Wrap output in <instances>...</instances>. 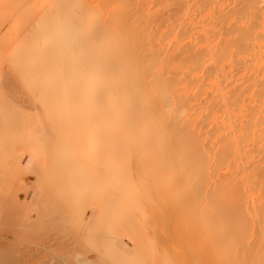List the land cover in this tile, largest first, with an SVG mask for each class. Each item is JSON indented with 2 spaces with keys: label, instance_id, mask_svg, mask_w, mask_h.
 I'll return each instance as SVG.
<instances>
[{
  "label": "bare ground",
  "instance_id": "obj_1",
  "mask_svg": "<svg viewBox=\"0 0 264 264\" xmlns=\"http://www.w3.org/2000/svg\"><path fill=\"white\" fill-rule=\"evenodd\" d=\"M43 170L74 191L67 211L58 187L71 222L54 210L77 221L71 263L264 264V0H0V186L18 181L0 206L17 229L53 213L56 185L39 199L20 177Z\"/></svg>",
  "mask_w": 264,
  "mask_h": 264
},
{
  "label": "rangeland",
  "instance_id": "obj_2",
  "mask_svg": "<svg viewBox=\"0 0 264 264\" xmlns=\"http://www.w3.org/2000/svg\"><path fill=\"white\" fill-rule=\"evenodd\" d=\"M44 162H45V163H44ZM44 162H43V161H42V163L39 162V163L42 164V165H40V164H38V165H40V166L46 165V166H47L48 161H44ZM33 163H34V162H32V166H34V164L37 165L36 163H34V164H33ZM43 163H44V164H43ZM30 165H31V164H30ZM48 165H50V164H48ZM32 166H31V167H32ZM34 167H35V166H34ZM36 167H39V166H36ZM49 167H50V166H49ZM25 171H26V170H25ZM25 171H24V173H27V175H26V174H24V175L22 174L20 177H22L23 180L26 181V182H25L26 184L28 183L27 186H29V184H30L31 186L33 185L34 187H36V186L40 187V188L38 189V191L36 190V188H38V187L35 188V191L38 192V193L40 192L39 190H41V189L44 190L45 192H47V190H49V189H48V188H47V189H44V188H45V184L48 185V182H49L50 184L48 185V187H49V186L52 187V188H50V189H52V191H54V187H53V186L56 185V186H55V187H56V188H55V191L58 190L56 193H59V194H58L59 197H58V196H57V197H54V195H56V194H54V192L51 191L54 195H53L52 193H49V194L53 195L54 199H53L52 196H51L52 199H50L51 197H49L50 200L48 199V200H49L48 203H46V202L44 201L45 199L42 200V201L45 202V204H47V205L49 204V205H48L49 208H48V206H47V205H44V203H42L40 200L37 199V200H36L37 202L35 201V198H39V197H40V193H39V194H38V193L36 194V195H38L37 197H36V195H35L34 201H33L32 205H31L32 209L34 210V209H37V208H39V209H42V208H43L41 211H44V210H45V209H44V206H45V208H46V206H47V211L49 212V209H50V206H51V207L53 208V210H52V211L50 210V211L53 212V213L50 214L51 216L48 215V216L50 217V219H51V221H50V219H48L49 217H47V215H46V214H47V211H46V213H44V212L42 213V212H41L42 215H43V214L46 215V216L43 215L44 217H42V218L40 217L41 219H44V221H43V222L41 223V225H40V222H39V221H40L41 219H39V220H38V219H37V220L35 219V221H38V222H39V225L33 226L32 228L29 227V230H26L25 228H22V230H21V227H19V229H20V231H19V229L16 228V227H17V224H15V223H18V222L20 223V219H21V218L16 219V216H15L14 218L12 217L13 215H15V213H13V212H15V211H13V207H12L11 204H9V206H7L8 204H7L6 206H5V205H4V206H3V205L0 206V209H3V210H0V213L3 212V213H2L3 215L1 214V216H0V231H5V230L7 231L8 229H10L11 224H12V226H13V225H14V226L16 225V226H15L16 231L14 232L15 235H14V233H12L13 236L7 238V240H10V241H7V240H6V241H4V240L2 241V240H0V253L2 252V253H1V256H0V257H1V260H2V256H3L4 254H5V256H7V254H9L8 257H10V256L12 255V258H14L13 255H16V254H17V255L20 254V256H21V255H25V254H27L26 257H28V256H31V257L26 258V257L24 256V258L28 259L29 261L26 260V259H20V258H19L20 260H18V261H21V262H18V264H22L23 261H24V262H23L24 264H27V263H29V264H37V263H38V260H37V259L40 260L39 262H42V261H43V263H41V264H44V262H45V263L47 262V264H49L50 261H51L52 264H55V263L58 264L59 260H56L57 258H60V261H61L60 263H61V264H62V263H63V264H64V263L67 264L68 262H69L68 264H75V263H73V261H72V263H71V261L68 260V258H66L67 256L64 255V253H66V252L68 251V250H67L68 247H66V251H65V252H63V251L61 250V247H62L63 250H65L64 244L67 243L66 240L70 241L71 238H69V237H72L73 234H76V233H74V232H73V234H70V233H69V235H70L69 237H68V234H66V233H68L69 231H71V233H72V231H74V225H75L76 222H77V221H76V218H75V216H73V217H74L73 222H72L73 224H72V226H71L70 228L67 226L65 220H64V221H65V224H66V225L63 224V220H57V219H58L57 217H59V216L61 215V214L59 215V212H60V213L63 212V213H62V217L60 216L61 219H62V218L64 219V215H66L65 217H66L67 222H68V218H69V221H70V222L72 221V220H71V217H67V215H68L67 211H70V210H69L70 207H72V208L75 207L74 204L72 203V202H73V201H72V200H73V199H72L73 197H71V196L74 195V194L72 195V193H73L74 191L72 192V191L69 190V189L61 188V186L63 185L62 181H60L59 177H58V178L55 177V179H54V175H53L50 171H48V170H47V171H48L47 173L44 172V171H46V170H43L44 173H42V174H45V175H42V176H41L40 173H38V172H42V170H38V172H35V173L37 174V176H36V180H35L34 172L32 173L31 171H30V172H29V171L25 172ZM49 172H50V173H49ZM30 173H31V174H30ZM39 174H40V177H39ZM33 175H34V176H33ZM47 175H48V176H47ZM7 176H8V177L5 176V180L7 179V180L5 181L6 183L3 182V184H2V185H4L3 188H1L2 186H0V189H1V190L3 189V191L0 190V192H2L3 195L6 194V193H7V192L13 187V185L15 186L16 182H18V181H16V178H17L16 176H13V177H15L14 180H13V178H11V176H9V175H7ZM20 177H19V178H20ZM37 177H39L40 179H38ZM42 177H43V179H42ZM45 177H47V179H46ZM48 177L50 178V180L48 179ZM28 179H29V180H28ZM37 179H38L39 181H38ZM44 179H45V180H44ZM51 179H52V180H51ZM57 179H58V180H57ZM11 180H12L13 182H12ZM17 180H18V179H17ZM47 180H49V181H47ZM54 180H55V181H54ZM43 181H44V182H43ZM51 181H53L54 183L51 182ZM58 182H61V183L58 184ZM44 183H45V184H44ZM51 183H53V184H51ZM56 183H57V184H56ZM61 184H62V185H61ZM57 185H58V186H57ZM31 186H29V188H30ZM135 186H137V185H135ZM46 187H47V186H46ZM58 187H59V189H61L62 191H63V189H65V191H63V193H64V192L68 193V192L71 191V193H68V194H65V193H64V196L67 195V196H66L67 198H68V196H70V197L68 198L70 201H69L68 199L65 200L66 197H64L65 199L62 197V196H63V193H62V191H61V193H60V190L58 189ZM63 187H64V186H63ZM32 188H33V187H32ZM32 188H31V189H32ZM138 188H139V187H135L136 190H137ZM12 189H13V188H12ZM56 189H57V190H56ZM32 190H33V189H32ZM42 190H41V191H42ZM67 190H69V191L67 192ZM35 191H34V192H35ZM21 192H22V193H21ZM48 192H49V191H48ZM23 194H24L23 191H20V195H19V196L23 197ZM49 194H47L46 197H48ZM60 194H61L62 196H61ZM46 197H45V198H46ZM144 197L146 198L145 200H148V198H149V200L147 201L148 203L146 202L145 205L143 204V206H144V210H145V214H146V216L148 215V217H150L151 220L154 221V219H153V218H155L154 216H155L156 214H158V213H159V214H160V213L162 214V213H163V210H159V209H158L157 207H155V206H153V209H152V204H150V202H151L150 197H149L148 195H147V196H144ZM60 198H61V201L65 200V202H66V201H67V202L69 201L70 203H72L71 206H70V203L68 202L69 205L66 207V208H68V209L65 208V209L67 210L66 212H64V211L61 210V208L65 205V202H64V201H63L64 203L62 202V203H63V206H61L60 209L57 207V203H59V201H60L59 199H60ZM62 198H63V199H62ZM70 198H71L72 200H71ZM39 199H40V198H39ZM57 199H58V200H57ZM3 201H4V198H3ZM39 201H40V202H39ZM50 202H51V203H50ZM67 202H66V203H67ZM34 203H35V205H34ZM36 203H37V204H36ZM60 203H61V202H60ZM68 203H67V204H68ZM161 203H162V202H161ZM53 204H54V205H53ZM146 204H147V205H146ZM148 204H149V205H148ZM162 204H164V203H162ZM43 205H44V206H43ZM72 205H73L74 207H73ZM41 206H42V207H41ZM148 206H149V207H148ZM59 207H60V206H59ZM11 208H12V209H11ZM57 208H58V210H57ZM72 208H71V209H72ZM4 209H5V210H4ZM9 209H10V210H9ZM55 209L57 210V211H55V212H58V211L60 210V211L57 213V215H59V216H55V214H56V213L54 212ZM147 209H149V210H147ZM11 210H12V212H11ZM152 210H153V212H152ZM1 211H2V212H1ZM9 211H10V212H9ZM34 211H36V210H34ZM34 211H33V212H34ZM149 211H150V212H149ZM154 211H155V212H154ZM158 211H160V212H158ZM161 211H162V212H161ZM6 212H7V213H6ZM8 213H9V214H8ZM10 213L12 214V216H11ZM54 213H55V214H54ZM64 213H67V214H64ZM152 213H153V214H152ZM7 214H8L11 218H10ZM33 214H34V213H33ZM48 214H49V213H48ZM53 214H54V215H53ZM150 214H151L152 216H151ZM4 215H7V216H5V218H4ZM52 215L55 216V218H54ZM158 216H159V215H158ZM45 217H47L46 220H45ZM156 217H157V215H156ZM8 218L11 219V222H12V220H13L15 223H13V222H12V223H9V222H10V221H9L10 219H8ZM52 218H53V220H52ZM14 219H15V220H14ZM59 219H60V218H59ZM5 220H6V221H5ZM47 220H49V221H47ZM17 221H18V222H17ZM35 221H34V222H35ZM59 221H60V222H59ZM61 221H62V222H61ZM153 221H152V222H153ZM57 222H58V223H57ZM158 223H159V222H158ZM158 223H157V224H158ZM35 224H37V223H35ZM43 224H44V225H43ZM51 224H53V225H51ZM69 224H71V223H69ZM160 224H161V222H160ZM160 224L157 225L156 230L152 228V230L157 231V232H155V231H153V232H154L156 235L159 234L158 237H160L162 243H164V244H169V247H171L172 249L177 248V246H176L177 243H176V242H172V241L170 242V240L166 242V240H165V237H166L165 234L167 233V230H168V228H169L168 224H166V223H164V225H163V224L160 225ZM9 225H10V226H9ZM32 225H33V224H32ZM32 225H30V226H32ZM50 225H51V226H50ZM14 226H13V227H14ZM52 226H54V229L51 228ZM59 226H60V227H59ZM66 226H67V228L69 229L68 232L66 231ZM165 226H167V227L165 228ZM8 227H9V228H8ZM40 227H41V228H40ZM44 227H45V228H44ZM153 227H154V226H153ZM161 227H162V228H161ZM7 228H8V229H7ZM47 228H48V230H47ZM49 228H50V229H49ZM24 229H25V230H24ZM31 229H34V230H31ZM35 229H36V230H35ZM37 229H38V230H37ZM52 229H53V230H52ZM56 229H58L59 231H57ZM61 229H62V230H61ZM68 229H67V230H68ZM70 229H71V230H70ZM43 230H44V231H43ZM64 230H65L66 232H65ZM152 230H151V231H152ZM164 230H165V231H164ZM31 231H33V233H31ZM36 231H38V232H36ZM51 231H52V232H51ZM54 231H55V232H54ZM17 232H18V233H17ZM25 232H26V234H25ZM44 232H45V233H44ZM46 232H47V233H46ZM56 232H57V233H56ZM63 232H65V233H63ZM164 232H165V233H164ZM0 233H1V232H0ZM27 233H29V234L27 235ZM53 233H54V234H53ZM160 233H161V234H160ZM37 234H38V236H37ZM48 234H49V236H48ZM50 234H51V235L53 234V235L51 236ZM64 234H65L66 236H64ZM31 235H32V236H31ZM35 235H36V236H35ZM41 235H42V236H41ZM46 235H47V236H46ZM59 235H60V236H63V238H62V237H58ZM24 236H26V237H24ZM28 236H29V237H28ZM40 236L43 237L44 242H42V238H41ZM44 236L47 237V238H45ZM54 236H56V237H54ZM161 236H162V237H161ZM163 236H164V237H163ZM39 237H40V239H39ZM49 237H50V238H49ZM53 237H54V238H53ZM64 237H65V238H64ZM74 237H76V238H74V239H75V240H74L73 237H72V239L74 240V241L72 240L73 242H75V241H77V240H78L79 242H81V241H80V238L77 237V234H76V236H74ZM1 238L3 239L4 237H1V235H0V239H1ZM11 238H12V240H11ZM16 238H17V239H16ZM25 238H26V239H25ZM31 238H32V239H31ZM44 238H45V239H44ZM55 238H57V239L55 240ZM78 238H79V239H78ZM163 238H164V239H163ZM34 239H35V240H34ZM46 239H47V240H46ZM58 239H60V242H61V243L58 242V241H59ZM64 239H66V240L64 241ZM69 239H70V240H69ZM24 240H25V241H24ZM28 240H30V241H28ZM39 240H40L41 242H39ZM49 240H50V241H49ZM61 240H62V241H61ZM162 240H163V241H162ZM35 241H36V242H35ZM52 241H54V242H52ZM55 241H56V242H55ZM72 241H70V242L72 243ZM78 241H77V243H78V245H79L80 243H79ZM2 242H3V244H2ZM22 242H24L26 245L29 244L32 248L30 249V248H29V247H30L29 245L26 246V245L23 244ZM26 242H27V243H26ZM45 242H46L47 244H46ZM57 242H58V243H57ZM63 242H64V243H63ZM70 242H68L70 245L67 244V246H71V243H70ZM169 242H170V243H169ZM8 243H9L10 245H8ZM16 243H17V244H20V245H18V248H17V244H16ZM37 243H38V244H37ZM39 243L41 244L40 246H38ZM49 243H50V244L52 243V244H51V247L49 246ZM62 243H63V244H62ZM75 243H76V242H75ZM172 243H173V245H175V247L172 245ZM43 244H45V246H43ZM54 244H56V245H54ZM61 244H62V245H61ZM170 244H171V245H170ZM23 245H24V247H23ZM47 245H48V246H47ZM57 245H58V246H57ZM72 245H73V243H72ZM9 246H10V247H9ZM19 246H20L21 248H20ZM28 246H29V247H28ZM42 246H43V247H42ZM54 246H55V249H56V252H57V253H55ZM59 246H61V247H59ZM65 246H66V245H65ZM163 246L166 247V245H163ZM167 246H168V245H167ZM172 246H173L174 248H173ZM7 247H8V248H7ZM11 247H12V249H11ZM25 247H26V250H27V251L24 249ZM27 247H28L29 249H28ZM33 247H34V248H33ZM39 247H40L41 250L39 249ZM13 248H15V249H13ZM51 248H52V249H51ZM69 248H70V247H69ZM167 248H168V247H167ZM1 249H2V250H1ZM16 249H17V250H16ZM21 249H23L24 251L21 250ZM43 249H44V251H43ZM46 249H47V251L50 250L49 253H50L51 255H50L49 253H48L49 255L47 254ZM100 249H101V251H103V250H105L106 248H105V247H103V248L100 247ZM100 249H98V250H96V251L99 252ZM102 249H103V250H102ZM178 249H179V248H178ZM180 249H181V248H180ZM180 249H179V250H180ZM33 250H34V251H33ZM35 250H37V251L35 252ZM53 250H54V251H53ZM181 250H182V249H181ZM22 251H23L24 253H22ZM31 251L33 252V254H32ZM38 251H39V252H38ZM51 251H53V252H51ZM101 251H100L99 253H97V252H95V251H94V252L97 253L98 255H101V254L104 252V251H103V252H101ZM3 252H4V253H3ZM5 252H6V253H5ZM28 252H30V253H28ZM37 252H38V253L42 252V253H40V254H41V255H40V254H38ZM43 252L46 254V256H43V254H44ZM60 252H63V254L60 255V254H59ZM94 252H93V253H92V252H89V253H88V256L90 257L91 260H94V261H95V259H96V257H98V255H96ZM12 253H13V254H12ZM21 253H22V254H21ZM36 253H37V254H36ZM52 253H53V255H52ZM100 253H101V254H100ZM2 254H3V255H2ZM34 254H35V255H34ZM45 254H44V255H45ZM55 254H56V255H55ZM17 255L15 256L16 259H15L14 263L17 262V258H18ZM32 255H33V256H32ZM39 255H40V258H39ZM58 255H59V256H58ZM63 255H64L65 257H62ZM53 256H54V257H53ZM55 256H57V257H55ZM34 257H35V258H34ZM45 257H46V258H45ZM3 258H5V257H3ZM32 258H33V259H32ZM47 258H48L49 260H48ZM55 258H56V259H55ZM62 258L65 259V261H66V260H68V261L65 262ZM186 258H188V257H186ZM186 258H185V259H186ZM6 259H7V257H6ZM6 259H5L4 261H6ZM42 259H43V260H42ZM44 259H45L46 261H45ZM53 259H55L56 262H55ZM1 260H0V261H1ZM12 260H13V259H12ZM12 260H11V261H12ZM22 260H23V261H22ZM30 260H31L32 263L30 262ZM34 260H35V261H34ZM36 260H37V261H36ZM52 260H53V261H52ZM57 261H58V262H57ZM6 262H7V261H6ZM8 262H9V261H8ZM8 262H7V264H8ZM36 262H37V263H36ZM60 263H59V264H60ZM0 264H6V263H5V262H4V263L1 262ZM9 264H10V263H9ZM11 264H13V263L11 262ZM38 264H40V263H38ZM94 264H99V263L96 262V263H94Z\"/></svg>",
  "mask_w": 264,
  "mask_h": 264
}]
</instances>
